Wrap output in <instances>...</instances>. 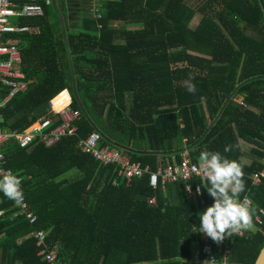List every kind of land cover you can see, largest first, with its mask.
<instances>
[{"label":"trees","instance_id":"1","mask_svg":"<svg viewBox=\"0 0 264 264\" xmlns=\"http://www.w3.org/2000/svg\"><path fill=\"white\" fill-rule=\"evenodd\" d=\"M261 2L204 0L193 8L186 0H99L101 17H85L84 30L75 32L67 0H37L42 15L21 19L31 30L13 34L29 82L0 109V128L21 131L40 117L58 123L49 105L59 111L70 99L81 116L76 134L50 147L5 145L6 166L23 176L37 219L29 223L0 193V264H45L33 230L45 232L44 245L66 264H193L195 245L198 264H207L205 242L219 259L226 245L232 264L254 263L264 245V178L258 184L250 178L264 148ZM196 14L200 20L191 27ZM189 73L195 94L183 86ZM93 130L101 145L151 169L179 161L184 151L194 161L203 151L242 161L239 139L252 144L251 161H242L241 197H250L261 224L220 243L203 238L198 214L214 203L207 180L196 198L181 181L152 188L148 173L127 183L113 163L77 146ZM226 145L232 150L224 152Z\"/></svg>","mask_w":264,"mask_h":264},{"label":"built area","instance_id":"2","mask_svg":"<svg viewBox=\"0 0 264 264\" xmlns=\"http://www.w3.org/2000/svg\"><path fill=\"white\" fill-rule=\"evenodd\" d=\"M36 2L37 0H0V109L14 96L25 92L29 82L21 69L22 57L19 39L13 34L31 30L29 26L19 23L21 19L42 15L41 7ZM43 2L48 4L49 0H43ZM97 2L99 0H91L89 8L94 18L101 17L100 4ZM97 26L100 27L99 24ZM70 102L59 111H53L49 105V112L57 115L58 123L52 124L50 119L40 117L21 131L0 128V176L9 171L14 172L6 166L7 160L4 147L7 143L14 141L20 148H29L33 143H41L45 147H50L62 137L76 134L77 122L81 114L79 109L71 108ZM100 136L98 132L93 130L85 137L79 138L77 146L82 152L93 156L102 164L113 163L117 168V175L125 178L127 183L134 177H140L144 173H148V183L152 188L159 185L165 188L167 184L181 181L189 196L196 198L200 195L201 192L198 194L197 188L201 189V184L206 179L199 172L200 161L192 160L186 151L182 153V158L179 161H167L161 163L156 169H151L148 164L142 165L138 160H132L126 153L114 146L101 145L99 143ZM262 151V166L250 175L252 184H258L264 178V148ZM19 175L23 183V176ZM195 177H198L201 183L193 185L192 181ZM245 197L251 201L247 195H243L241 199L243 200ZM148 202L152 204L156 201L152 197ZM15 206L20 213L25 215L29 223H35L37 216L28 206L26 199L23 206H17L16 204ZM3 213L4 211L0 210V216ZM260 213L264 214L261 211ZM254 221L261 224L260 215H255ZM44 233L43 230H33L30 233L36 239V246L39 247L37 255L45 264H66L57 259L54 247L48 248L44 245ZM240 234L238 233V235ZM202 250L208 255L207 264H232L229 260L230 250L226 245L222 250L220 259L214 254L213 246L209 242L204 243Z\"/></svg>","mask_w":264,"mask_h":264},{"label":"clouds","instance_id":"3","mask_svg":"<svg viewBox=\"0 0 264 264\" xmlns=\"http://www.w3.org/2000/svg\"><path fill=\"white\" fill-rule=\"evenodd\" d=\"M194 79L195 76L189 73L183 85L192 94L197 92ZM232 147V145H226L224 152L231 151ZM199 161V172L208 182L203 187L214 198V203L198 214L201 219L199 232L220 243L225 237L253 230L257 208L247 197L243 200L240 198L246 188L243 162L230 159L219 151H203ZM200 192L201 189L198 187L197 193ZM0 193L14 201L17 206H23L25 196L21 176L12 171L0 176ZM259 211L264 212V209Z\"/></svg>","mask_w":264,"mask_h":264},{"label":"crops","instance_id":"4","mask_svg":"<svg viewBox=\"0 0 264 264\" xmlns=\"http://www.w3.org/2000/svg\"><path fill=\"white\" fill-rule=\"evenodd\" d=\"M67 5H68V24L69 28L72 31L75 32H80L84 30L83 28V19L85 17H90V11H89V6L91 5V0H67ZM70 97V96H69ZM240 142H246L241 139H239V145ZM248 143V142H246ZM248 145H250L248 143ZM248 147V146H245ZM243 147V148H245ZM242 149L243 154L241 156V160L243 162H250L252 159V156L250 154V148L247 149ZM256 226V225H254ZM256 228V227H255ZM250 231H254L250 230ZM192 262L193 264H198L199 263V258H198V245H195L193 248V254H192Z\"/></svg>","mask_w":264,"mask_h":264},{"label":"rangeland","instance_id":"5","mask_svg":"<svg viewBox=\"0 0 264 264\" xmlns=\"http://www.w3.org/2000/svg\"><path fill=\"white\" fill-rule=\"evenodd\" d=\"M204 2V0H186V3L189 5V6H191V7H193V8H197L198 6H200L202 3ZM89 8H90V6H89ZM91 15V14H90ZM200 20V15L199 14H196L193 18H192V20L190 21V26L191 27H194L197 23H198V21ZM247 33H254L250 28H248L247 29ZM69 94V93H68ZM250 144V143H249ZM245 146H248V147H245ZM252 146V144H250V145H248V143H246V142H240V147H245V148H243V149H247L248 150V148H250ZM254 225H256V224H254ZM256 226H254V230H256V228H255ZM204 237H206V234H204L203 233V238ZM192 260V259H191Z\"/></svg>","mask_w":264,"mask_h":264},{"label":"water","instance_id":"6","mask_svg":"<svg viewBox=\"0 0 264 264\" xmlns=\"http://www.w3.org/2000/svg\"><path fill=\"white\" fill-rule=\"evenodd\" d=\"M51 2H52V0H51ZM261 4H262V7L264 8V3L261 2ZM60 24H61V26H63V22L62 21H60ZM94 131L98 132L97 130H94ZM98 133H99V135H101L100 132H98ZM253 264H264V245L260 249V251H259V253H258V255H257V257H256V259H255Z\"/></svg>","mask_w":264,"mask_h":264}]
</instances>
